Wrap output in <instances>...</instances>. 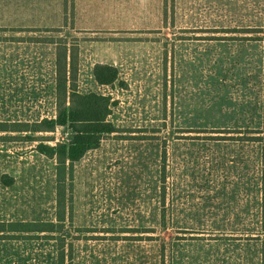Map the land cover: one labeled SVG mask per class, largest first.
<instances>
[{
    "label": "rangeland",
    "instance_id": "374dc122",
    "mask_svg": "<svg viewBox=\"0 0 264 264\" xmlns=\"http://www.w3.org/2000/svg\"><path fill=\"white\" fill-rule=\"evenodd\" d=\"M65 41L113 131L68 170L60 231L0 236V264H264V0H0V121L57 116ZM73 138L0 131V221L57 222L44 146Z\"/></svg>",
    "mask_w": 264,
    "mask_h": 264
},
{
    "label": "trees",
    "instance_id": "16d2710c",
    "mask_svg": "<svg viewBox=\"0 0 264 264\" xmlns=\"http://www.w3.org/2000/svg\"><path fill=\"white\" fill-rule=\"evenodd\" d=\"M78 44L69 45L67 41L57 46L56 55V97L57 116L42 121H0V131L9 132H41L52 131L57 125H68L74 133L72 141L65 145L57 143L50 154L56 158V202L57 222H19L0 221V236L10 237L11 233L37 231H60L59 225L65 222L66 212V179L67 173L73 171L74 162L88 149L99 146L102 135L113 130L107 116L110 112L109 98L95 92L81 93L78 90L77 54ZM112 69V68H111ZM100 84H111L117 78V74H111L106 78L104 74H97ZM166 150H164V156ZM165 179V177H164ZM65 246L59 252L58 264H65Z\"/></svg>",
    "mask_w": 264,
    "mask_h": 264
}]
</instances>
